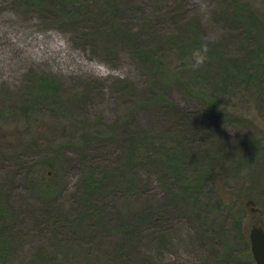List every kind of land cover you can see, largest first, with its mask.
Here are the masks:
<instances>
[{"label":"rangeland","instance_id":"rangeland-1","mask_svg":"<svg viewBox=\"0 0 264 264\" xmlns=\"http://www.w3.org/2000/svg\"><path fill=\"white\" fill-rule=\"evenodd\" d=\"M30 1L0 0V200L12 217V250L3 264H56L55 255L65 264H256L248 234L252 226L264 229V156L239 174L217 169V181L184 199L176 184V206L155 166L138 174L135 191L125 184L130 167L108 178L110 161H125L135 123L156 135L169 130L171 113L158 95L199 105L176 84V66L190 80L166 45L178 32L197 26L209 47L222 41L225 57H243L241 28L229 21L235 3L104 0L113 12L84 16L94 0H48L41 8ZM241 1L264 16V0ZM178 5L183 23L176 21ZM164 44V77L133 57L136 48ZM39 79L54 82L55 92L38 94ZM256 103L253 93L223 103L252 123L246 130L224 124L221 144L235 146L246 133L264 143V112ZM91 162L107 166L99 175L107 184L86 200L82 183ZM164 205L163 220L154 212L136 225L145 210ZM119 249L133 261L124 263Z\"/></svg>","mask_w":264,"mask_h":264},{"label":"trees","instance_id":"trees-1","mask_svg":"<svg viewBox=\"0 0 264 264\" xmlns=\"http://www.w3.org/2000/svg\"><path fill=\"white\" fill-rule=\"evenodd\" d=\"M31 1L30 4L38 8L47 6L48 3V0ZM85 1L89 3V0ZM232 1L235 6L229 21L241 28V30L238 28L241 31L239 44L240 47L246 49L243 57L240 59L225 57L222 41L209 47L200 37L197 26L191 27V32L186 34L178 32L175 40L168 41L166 45L174 46L177 57L183 62L180 66L188 68L185 72L190 76L188 82L181 79L176 66V84L184 88L191 98L199 102V105L190 109L158 95L161 107L168 109L171 113L169 130L156 135L152 129L141 127L135 123L130 136L131 143L126 144L128 152L123 157L125 161H110L113 167L109 169V179L114 181L119 174L123 176V169L130 167L133 174L125 184L127 189L130 185V189L134 190L137 180H140L138 174L146 166H155L159 168L161 174L163 173L162 178L166 179L164 185L171 192L172 202H174L172 205L176 206V184H179V187L181 185L180 195L184 199L185 194L190 192L199 194L204 188L217 181L219 178L217 169L226 167L225 173L229 169L230 174H239L245 169L252 170L257 160L264 156V143H260L257 137L249 136V133H246L245 138L239 140L235 146H225L220 143L224 124L242 126L241 128L246 130L244 126L247 123H252L223 104L231 97L237 95L243 97L245 93H253L255 101L261 102V110L264 112V16L252 11L241 0ZM95 3L96 0L93 5H85V10L81 11L84 16L103 14L104 10L107 12L115 10L114 5L111 8L105 6L104 0L100 5L96 6ZM179 9L178 5L176 21L183 23L185 18ZM116 32L123 34L120 29ZM166 45H158L153 51H142L136 48L133 57L143 67H150L155 71V74L164 77L166 68L161 60L164 55L160 54L168 48ZM199 57H204L203 63L194 67ZM56 88L51 80L39 79L36 80L33 89L38 94H48L55 92ZM34 105L33 103L27 108ZM257 105L259 106V104ZM117 126L118 121L111 125L113 128ZM235 164L238 166L236 169L234 168ZM89 166L90 172L87 170L88 174H85L82 183L86 189L83 194L86 200L107 184L105 182L107 177L99 176L107 166L98 162H91ZM43 192L48 194L49 189L46 188ZM0 198H2L1 194ZM167 202L170 203L171 200L167 199ZM165 210V205L161 208L157 206L154 211L151 208L145 210L137 219L136 225L138 224L140 227L145 225L154 212H156L158 220H163L161 218L166 213ZM9 215V208L0 200V260H2V264L7 262L12 250V244L9 246L12 217ZM44 218L46 220H43L47 223L49 219L45 216ZM8 246L11 247L10 252ZM118 257L124 260V263L133 261L132 255L122 249H119ZM53 259L56 264H65L62 257L55 255Z\"/></svg>","mask_w":264,"mask_h":264},{"label":"water","instance_id":"water-1","mask_svg":"<svg viewBox=\"0 0 264 264\" xmlns=\"http://www.w3.org/2000/svg\"><path fill=\"white\" fill-rule=\"evenodd\" d=\"M249 242L252 257L256 264H264V229L252 226L249 230Z\"/></svg>","mask_w":264,"mask_h":264},{"label":"clouds","instance_id":"clouds-1","mask_svg":"<svg viewBox=\"0 0 264 264\" xmlns=\"http://www.w3.org/2000/svg\"><path fill=\"white\" fill-rule=\"evenodd\" d=\"M203 60H204V57H199L197 63L194 65V67L198 66L200 63H203Z\"/></svg>","mask_w":264,"mask_h":264}]
</instances>
